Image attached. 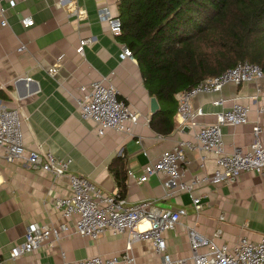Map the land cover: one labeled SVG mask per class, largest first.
<instances>
[{
	"label": "crops",
	"instance_id": "1",
	"mask_svg": "<svg viewBox=\"0 0 264 264\" xmlns=\"http://www.w3.org/2000/svg\"><path fill=\"white\" fill-rule=\"evenodd\" d=\"M118 1L71 0L62 7L56 6V0H26L12 8L2 4L7 9V25L1 26L0 17V99L8 109L20 113L24 147L48 151L58 160L69 159V174L87 179L108 195L117 192L109 164L121 159L125 180L121 198L125 205L150 201L159 209L185 210V217L174 230L163 233L164 253L172 261L192 264L186 234L190 229L227 247L241 238L251 242L264 238V178L254 173H243L231 184L196 188L192 196L200 197L202 206L198 215L191 209L188 194L164 197L159 175L138 181L148 162H154L162 151L179 141H192L200 126L213 123L215 114L229 107L228 101L223 109L212 106L217 99L235 98L249 107L245 125L221 127L224 152L244 150L252 142L254 124L261 129L264 145V80L226 85L219 93L199 94L190 100V109L199 108L203 113L194 119V126H178L173 117L174 127L168 135L155 133L148 126L151 97L142 85L135 60H120L124 45L97 19L101 8L116 16ZM24 17H30L33 26L23 28L20 21ZM85 39L91 42L82 46V54L78 55V41ZM53 65L56 73L48 77L45 70ZM101 80L111 83L118 98L137 114L138 123L130 135L106 130L96 136L94 126L79 118L77 88ZM200 156L196 150L185 152L184 181L202 171H212V154L205 155L202 171ZM68 194L65 177L53 181L23 161L9 164L0 147V260L8 261L9 250L23 241L31 223L69 226L70 222L52 207L55 198ZM220 216L222 221L218 220ZM125 243V233L106 232L95 240L67 235L51 248L42 246L20 257L15 264H64L92 256H115L123 251ZM130 254L135 264L160 261V256L143 242L132 244Z\"/></svg>",
	"mask_w": 264,
	"mask_h": 264
},
{
	"label": "built area",
	"instance_id": "2",
	"mask_svg": "<svg viewBox=\"0 0 264 264\" xmlns=\"http://www.w3.org/2000/svg\"><path fill=\"white\" fill-rule=\"evenodd\" d=\"M26 0H0L1 26H6L7 9ZM71 0H56V6L62 7ZM97 19L104 22L108 31L118 36L120 21L108 13L106 8L97 12ZM23 28L33 26L30 17L20 21ZM91 39L79 40L77 54H82V46ZM120 60H133L130 50L123 46L119 54ZM48 77L56 73L55 65L45 70ZM264 80V71L254 65L242 62L225 72L207 78L188 90H182L175 95L176 110L174 119L178 126H194V119L202 116L201 109H190V100L199 94L219 93L226 85L238 86L243 83ZM3 85L0 83V92ZM80 97L75 99L79 118L91 123L96 136L111 130L126 135L131 134L132 128L138 123L137 114L120 98L111 83L104 80L93 81L79 86ZM229 107L224 110V103ZM212 106H219L223 111L215 114L214 122L200 126L192 136V141H179L170 149L162 151L157 159L148 162L142 168L138 179L144 182L153 175L161 177L164 197L185 193L190 196V206L195 215L202 211L200 197L192 196V192L200 186L227 185L235 182L243 173H254L264 178V145L262 144L261 129L257 124L251 127L252 142L244 149H234L231 153L223 150L220 129L224 126H241L247 123L249 107L237 99H217ZM0 147L4 150V159L12 164L23 161L29 167L42 174H48L51 179L65 177L69 194L55 198L52 203L60 217L70 222V225L58 226L39 225L31 223L27 226L24 239L20 244L9 250L8 261L0 260V264H15L22 256L31 254L40 247L51 248L61 238L67 235L95 240L106 232L112 235L126 234L123 251L115 256H92L64 264H135L130 254L131 245L136 242L146 243L150 251L160 256L157 264H184L183 260H170L164 253L165 241L163 233L173 231L175 226L185 217V210L159 209L153 202L141 201L125 205L116 193L105 194L87 179L68 173L69 159L58 160L50 152L28 150L23 145L21 116L18 110L8 109L0 99ZM199 151V168L203 169L206 154L213 156V169L210 173L201 172L189 180H183L185 152ZM222 221V217L218 218ZM144 225L142 229L139 227ZM187 241L192 264H264V238L251 242L241 238L231 247L216 245L212 238H204L193 229L187 230ZM219 230L215 231V236Z\"/></svg>",
	"mask_w": 264,
	"mask_h": 264
},
{
	"label": "trees",
	"instance_id": "3",
	"mask_svg": "<svg viewBox=\"0 0 264 264\" xmlns=\"http://www.w3.org/2000/svg\"><path fill=\"white\" fill-rule=\"evenodd\" d=\"M116 17L117 37L160 106L148 120L159 135L173 130L178 92L242 62L264 71V0H119ZM108 170L123 197L121 159Z\"/></svg>",
	"mask_w": 264,
	"mask_h": 264
},
{
	"label": "water",
	"instance_id": "4",
	"mask_svg": "<svg viewBox=\"0 0 264 264\" xmlns=\"http://www.w3.org/2000/svg\"><path fill=\"white\" fill-rule=\"evenodd\" d=\"M158 105H157V102L156 100L151 97L149 98V101H148V111L151 115L155 114L157 111H158Z\"/></svg>",
	"mask_w": 264,
	"mask_h": 264
}]
</instances>
